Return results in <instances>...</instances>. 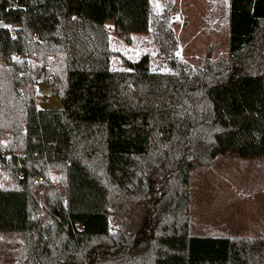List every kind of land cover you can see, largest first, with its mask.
<instances>
[{
  "label": "trees",
  "instance_id": "16d2710c",
  "mask_svg": "<svg viewBox=\"0 0 264 264\" xmlns=\"http://www.w3.org/2000/svg\"><path fill=\"white\" fill-rule=\"evenodd\" d=\"M163 2L170 74L110 49L149 32L150 0H0V234L21 240L15 264H264V238L190 234L194 170L264 162V0H229L227 56L200 68L175 57ZM43 76L60 111L34 97Z\"/></svg>",
  "mask_w": 264,
  "mask_h": 264
},
{
  "label": "rangeland",
  "instance_id": "374dc122",
  "mask_svg": "<svg viewBox=\"0 0 264 264\" xmlns=\"http://www.w3.org/2000/svg\"><path fill=\"white\" fill-rule=\"evenodd\" d=\"M152 5L151 27L147 34H134L131 42L110 35V49L126 57L132 62H138L144 56H149L151 71L170 74L172 69L168 60L160 53L157 40V26L162 18L165 4L163 0H150ZM167 25L172 30L177 41L175 57L185 62L191 68H200L210 56L214 61L224 59L228 53L229 32L228 15L229 0H169ZM112 26H109L111 30ZM113 70H124L120 58L113 56ZM38 85L34 89V97L38 104L44 103L40 96ZM47 86H50L46 83ZM226 168L218 164L215 172H207V168H197L191 174V215L190 234L208 236V226H215L216 233H222L229 227L230 219L225 216L232 210L246 215L247 208L253 202L244 200L238 194L264 186V162L249 160L229 154ZM222 161V160H220ZM59 191V190H58ZM60 197L64 194L59 191ZM40 204L38 217L44 222L51 220V214L46 206V192L39 189L36 192ZM262 197L256 203L262 202ZM138 216L142 212L137 207ZM222 214H225L224 217ZM229 224V225H228ZM24 247L19 238H11L0 234V264H15L22 257Z\"/></svg>",
  "mask_w": 264,
  "mask_h": 264
},
{
  "label": "crops",
  "instance_id": "0c3cea01",
  "mask_svg": "<svg viewBox=\"0 0 264 264\" xmlns=\"http://www.w3.org/2000/svg\"><path fill=\"white\" fill-rule=\"evenodd\" d=\"M228 32H229V15H228ZM226 156L218 157L207 169V172L214 173L215 167L219 164L221 169L226 168V161L223 158ZM222 160V161H220ZM241 201L247 200L253 202V205L246 209L247 214L241 215V212H235L232 210L227 215L222 214L224 217L227 216L230 219L229 227L225 229L224 232L216 233L215 226H208V236L203 237H220V238H244V239H263L264 238V186L261 189L250 190L245 192V194H238ZM262 197V202L256 203V200ZM246 202V201H244ZM202 236V235H194Z\"/></svg>",
  "mask_w": 264,
  "mask_h": 264
},
{
  "label": "water",
  "instance_id": "95a60500",
  "mask_svg": "<svg viewBox=\"0 0 264 264\" xmlns=\"http://www.w3.org/2000/svg\"><path fill=\"white\" fill-rule=\"evenodd\" d=\"M0 27L4 28V24H0ZM38 83L39 94L44 99V103L41 104L40 109L45 111H60L62 109V102L58 91L53 86L46 85L44 76ZM57 219L59 218L57 217Z\"/></svg>",
  "mask_w": 264,
  "mask_h": 264
},
{
  "label": "built area",
  "instance_id": "2783aa9c",
  "mask_svg": "<svg viewBox=\"0 0 264 264\" xmlns=\"http://www.w3.org/2000/svg\"><path fill=\"white\" fill-rule=\"evenodd\" d=\"M41 106V104H39ZM39 181L36 182V184L38 183ZM53 186H56V182L53 183Z\"/></svg>",
  "mask_w": 264,
  "mask_h": 264
}]
</instances>
